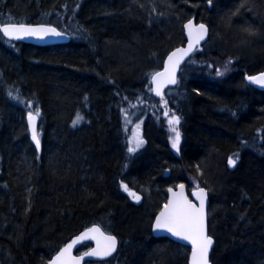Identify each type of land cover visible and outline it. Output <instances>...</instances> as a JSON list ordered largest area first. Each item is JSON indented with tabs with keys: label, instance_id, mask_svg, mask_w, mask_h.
<instances>
[{
	"label": "trees",
	"instance_id": "obj_1",
	"mask_svg": "<svg viewBox=\"0 0 264 264\" xmlns=\"http://www.w3.org/2000/svg\"><path fill=\"white\" fill-rule=\"evenodd\" d=\"M190 19L208 25L209 42L159 99L151 77ZM10 23L51 25L70 42L0 31V264H46L93 225L124 239L94 264H188L187 247L152 236L162 207L146 209L179 183L209 192L212 264H264V91L247 79L264 72V0H0V26ZM225 60L233 69L217 75ZM37 109L40 152L26 120ZM134 183L154 190L152 205L121 187L137 194Z\"/></svg>",
	"mask_w": 264,
	"mask_h": 264
},
{
	"label": "snow or ice",
	"instance_id": "obj_2",
	"mask_svg": "<svg viewBox=\"0 0 264 264\" xmlns=\"http://www.w3.org/2000/svg\"><path fill=\"white\" fill-rule=\"evenodd\" d=\"M185 27L188 29V35L190 37L188 48L178 49L176 52H173L168 58L165 70L163 72H157L152 76V83L155 85V94L157 96H161V98H163L162 88L167 84H175L177 82L176 71L184 57L191 53L194 44H199V42L207 35V28L203 24H200L198 27H194L193 24L189 22ZM0 31H3L4 35L12 39H21L25 36H35L43 39L44 36L47 35H61V33L57 32L55 28L28 27L23 24H20L19 26L11 24L0 29ZM223 74L224 73L222 71L217 69V75ZM248 79L251 83L264 87V74L250 76ZM166 103L167 102L165 101V105ZM165 115H167V113H165ZM38 116V109L35 114H28V121L32 128V139L35 142L37 149L40 147V140L36 132L35 123ZM81 119L82 117L78 116L77 119L73 121V126L78 124ZM179 122V118L176 116H173L172 119L168 121L171 126L170 130L174 133V137L172 138V147L177 150H179L180 131L176 126ZM138 128L139 125H137V129ZM133 137L134 143L133 146L129 147V152H135L143 144V140L139 137L138 132L134 133ZM228 163L231 166H235L236 160L229 158ZM121 187L125 192H128L133 199L139 202L140 197L131 192L127 185L122 184ZM180 188L181 193L179 195L174 193L173 199L165 205V210L160 213L159 217H157L155 229L166 231L179 240L189 242L192 245L191 264H208V253L213 241L206 232L205 200L207 194L203 189H200L199 192L196 193L199 199V206H197L184 197V185H180ZM169 191L172 190L169 189ZM89 238L96 240L97 247L90 252H86V256L103 258L111 255L116 249L117 241L114 236L104 235L99 228H92L89 229L88 232H85L82 237H79L66 248L61 250L59 255H57L52 261V264H80V259H83V257L80 259L72 257L70 255L71 249L73 245L78 243L81 239Z\"/></svg>",
	"mask_w": 264,
	"mask_h": 264
},
{
	"label": "water",
	"instance_id": "obj_3",
	"mask_svg": "<svg viewBox=\"0 0 264 264\" xmlns=\"http://www.w3.org/2000/svg\"><path fill=\"white\" fill-rule=\"evenodd\" d=\"M189 22H191L193 24L194 27H198L200 24H203L206 28H207V35L204 37L203 40H201L199 42V44H194V47H193V50L191 51V53L187 56L184 57V59L182 60V62L179 64V67L176 71V83L175 84H167L165 85L163 88H162V94L164 96V93L167 89L169 88H173L175 86H177L178 84V78H179V75H180V71H181V67L187 62V60L194 54V52L201 46H203L209 39V36H210V28L208 27L207 24L203 23V22H197L196 20L192 19L190 20ZM188 22V23H189ZM187 23V24H188ZM11 24H15L17 26H19L20 24H16V23H10V24H4V25H1L0 26V29L6 27V26H9ZM186 24V25H187ZM25 26H28V27H47V28H55L57 32H60L61 35L60 36H53V35H47V36H44L43 39H40V38H37L35 36H25L21 39H12V38H9L8 36L4 35L3 31H1L2 35L5 37V39L7 40H10V41H13V42H16V43H25V44H30V45H34V46H39V47H46V46H53V45H62V44H67L70 42V37L67 35V34H64L63 32H61L59 29H57L56 27L54 26H51V25H46V24H36V25H31V24H23ZM185 25V26H186ZM185 33H186V38H187V42L183 45V46H180L178 48H175L174 50H172L166 57L165 61H164V64H163V67L161 70L157 71V72H163L165 70V66L167 65V62H168V58L169 56L173 53V52H176L178 49H187L188 48V45H189V42H190V37L188 35V29L185 27ZM156 72V73H157ZM260 74H264V72H261L259 74H256V75H253V76H258ZM250 77V76H248ZM247 77V79H248ZM249 81V79H248ZM250 82V81H249ZM251 83V82H250ZM253 84V83H252ZM151 85H152V91H153V94L161 99V96H157L155 94V91H154V88H155V85L152 83V79H151ZM255 88L259 89V90H263L264 91V87H261L257 84H253ZM26 120H27V123H28V127H29V131H30V135H31V140L33 142V144L35 145L36 147V144L35 142L33 141L32 139V128L29 124V121H28V116L26 117ZM36 132L38 130V126H39V117L36 118ZM37 148V147H36ZM39 152L41 151V144H40V147L39 149H37ZM170 175V171L168 170L166 173H165V176L168 177ZM181 185H184V188H183V195L184 197L187 198L188 201H190L191 203L199 206V199H198V196L196 195V193L199 192L200 189H203L205 192H206V200H205V212H206V232H207V235L212 239L213 243L211 245V248L209 250V253H208V264H212V261H211V255H212V252H213V249L215 247V239L210 235V231H209V206H210V195H209V192L208 190H206L205 188H198V189H194V190H191L189 191L188 189V186L186 184H181ZM172 191H167V201L165 203V205H167L169 203L170 200L173 199V194H177L179 195L181 193V188H180V185H177L176 187L174 188H170ZM140 203V201L138 202ZM165 205L163 206V208L160 210V212L156 215L154 221H153V224H152V228H151V233H152V236L155 237V238H167L169 240H171L172 242L174 243H177L179 245H182V246H185V247H188L190 249V253H189V259H188V264H191V248H192V245L187 242V241H182V240H179L178 238L174 237L171 235V233H168L166 231H163V230H156L155 229V223H156V219L157 217H159L160 213L162 211L165 210ZM92 228H99L100 231L104 234V235H111V236H114L116 238V249L114 252H112L111 255L107 256V257H96V256H86L85 253L86 252H90L92 250H94L96 247H97V243H96V240L95 239H81L78 243L74 244L72 249H71V253L70 255L74 258H77V259H80L81 257H83V259H80V264H92V263H96V262H101V261H106L110 258H112L118 251L119 249V240H118V237L114 234H109L107 232H105L100 226L98 225H93L89 228H86L85 230H83L82 232H80L78 235L74 236L71 240H69L66 244H64L59 250L58 252L46 263V264H52V261L56 258L57 255H59V253L61 252V250H63L64 248H66L69 244H71L73 241L77 240L79 237H82L83 234L85 232H88L89 229H92ZM91 235V233H90ZM98 235V234H97ZM103 242V241H102ZM90 244L91 247L85 251L84 253H81V254H78V252L81 250L82 246L85 245V244Z\"/></svg>",
	"mask_w": 264,
	"mask_h": 264
},
{
	"label": "rangeland",
	"instance_id": "obj_4",
	"mask_svg": "<svg viewBox=\"0 0 264 264\" xmlns=\"http://www.w3.org/2000/svg\"><path fill=\"white\" fill-rule=\"evenodd\" d=\"M152 10H153V16L151 17L153 21H159L161 19L162 16V13H160V10L158 8L155 9V7H152ZM230 62V63H229ZM232 62L229 61V60H225V61H216V64H213V66L215 65V68L214 69H219L220 71H222L224 74H227L229 72H231V70L233 69L232 68ZM163 101V100H162ZM163 106L166 107L167 111L169 110L168 109V106L167 104L165 105V102L163 101ZM170 119H172V117H170ZM131 126V125H130ZM171 126L169 125V131H170V138H171V143H172V138L174 137V133L170 130ZM133 143H134V139L131 143V146H133ZM180 144H181V137H180V143H179V148H180ZM142 146V145H141ZM141 146L138 148L140 149ZM173 148V147H172ZM137 149V150H138ZM173 150L178 153L179 150H177L176 148H173ZM134 153V152H132ZM135 184V185H134ZM133 185L136 186L138 189L136 190L138 192V195L140 197V199L142 200V202H144V205L147 207V205H152L151 204V201H152V198H153V194H154V190H152L151 188H146L144 187V185L142 184H137V183H134ZM164 204H160V206H157V205H152L151 207H148L146 208L147 209V212L149 213H155L157 212Z\"/></svg>",
	"mask_w": 264,
	"mask_h": 264
},
{
	"label": "bare ground",
	"instance_id": "obj_5",
	"mask_svg": "<svg viewBox=\"0 0 264 264\" xmlns=\"http://www.w3.org/2000/svg\"><path fill=\"white\" fill-rule=\"evenodd\" d=\"M190 20H192V19H190ZM190 20H188V21L185 22V24H184L185 43L187 42L186 33H185V25H186ZM200 23H201V22H200ZM205 24H206V23H205ZM209 39H210V36H209ZM209 39H208V41H207L205 44H207V43L209 42ZM185 43H184V44H185ZM205 44H204V45H205ZM182 46H183V45H182ZM179 47H180V46H179ZM201 47H202V46H201ZM176 48H178V47H176ZM199 48H200V47H199ZM174 49H175V48H173L172 50H174ZM172 50H170V51L168 52V54H169ZM194 53H195V52H194ZM168 54H167V55H168ZM167 55H166V57H167ZM166 57H165V59H166ZM190 58H191V57H190ZM190 58H189V59H190ZM165 59H164V61H165ZM189 59H188V60H189ZM188 60H187V61H188ZM164 61H163V63H162V67H163ZM162 67H161V69H162ZM161 69H159V70H161ZM159 70H158V71H159ZM155 73H156V72H155ZM155 73H154V74H155ZM154 74H153V75H154ZM153 75H152V76H153ZM151 79H152V77H151ZM175 87H176V86H175ZM151 88H152V85H151ZM169 176H170V175H169ZM169 176H168V177H169ZM165 177H166V176H165ZM181 184H183V183H179V184H176L175 186L168 187L167 190H166V194H167L168 189H170V188H174V187H176L177 185H181ZM188 186H189V188H190L191 190H194V189L192 188V186H190V185H188ZM196 189H197V188H196ZM206 190H207V189H206ZM139 201H140V203H142V200H141V199H140ZM140 203H139V204H140ZM164 204H165V203H164ZM156 215H157V214H156ZM156 215H155V217H156ZM155 217H154V219H155ZM154 219H153V221H154ZM152 224H153V223H152ZM98 226H99V225H98ZM100 227H101V226H100ZM109 227H110L111 230H113V231L115 232V234H117L116 231H115V227H114V225H110ZM112 233H113V232H112ZM117 236H119V235L117 234ZM119 237H120V236H119ZM123 240H124V239H122L121 237L119 238L120 243H123ZM126 250H127V248L125 249V251H126Z\"/></svg>",
	"mask_w": 264,
	"mask_h": 264
},
{
	"label": "flooded vegetation",
	"instance_id": "obj_6",
	"mask_svg": "<svg viewBox=\"0 0 264 264\" xmlns=\"http://www.w3.org/2000/svg\"><path fill=\"white\" fill-rule=\"evenodd\" d=\"M185 184H186V183H185ZM186 185L188 186V184H186ZM133 193H135V192H133ZM135 194H136V193H135ZM137 195H138V193H137ZM138 196H139V195H138ZM118 240H119V237H118ZM119 247H120V241H119ZM118 251H119V249H118ZM118 251H117V253H118ZM117 253H116V254H117ZM116 254H115V255H116ZM115 255H114V256H115ZM114 256H113V257H114ZM113 257H112V258H113ZM110 259H111V258H110ZM106 261H107V260H106Z\"/></svg>",
	"mask_w": 264,
	"mask_h": 264
}]
</instances>
